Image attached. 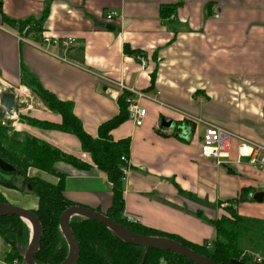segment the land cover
Returning a JSON list of instances; mask_svg holds the SVG:
<instances>
[{"label":"crops","instance_id":"crops-1","mask_svg":"<svg viewBox=\"0 0 264 264\" xmlns=\"http://www.w3.org/2000/svg\"><path fill=\"white\" fill-rule=\"evenodd\" d=\"M1 3L7 18L32 19L41 27L36 35L0 18V92L15 95L14 109L3 118H16L10 122L20 134L90 165L88 171L55 166L66 174L67 201L106 214L112 205L111 185L87 154L89 160L80 158L83 152L74 135L21 120L61 123L23 85L30 76L58 100L71 103L92 137L118 114L123 91L146 95L139 101L146 110L142 125L126 119L109 133L113 141H129L123 214L139 218L143 228L209 247L225 206L242 191H264V175L246 164L216 166L201 157L199 141L204 128L213 125L264 146V0ZM110 11L116 16L107 21ZM125 47L139 54H128ZM138 55L146 61L143 71ZM161 119L182 130L161 128ZM37 177L57 182L43 172ZM251 196L237 202V215L240 221L264 224V202H253Z\"/></svg>","mask_w":264,"mask_h":264},{"label":"trees","instance_id":"trees-1","mask_svg":"<svg viewBox=\"0 0 264 264\" xmlns=\"http://www.w3.org/2000/svg\"><path fill=\"white\" fill-rule=\"evenodd\" d=\"M169 11L170 9H166ZM0 18L2 23L20 30L28 27L36 35L41 32L39 24L32 19L17 21L7 18L2 13L0 0ZM128 54H137V51H128ZM139 54V53H138ZM32 93L39 98L43 105L51 112L61 117L60 124L27 120L30 126L46 130H56L74 135L80 142L81 151L88 155L92 164L104 173L111 185L112 205L110 210L103 214L128 230L151 237H166L181 243L196 253L206 256L216 264H232L236 256L244 258L249 264L250 256L242 255L243 250L237 246L238 231L235 227L241 218L235 207L238 201H245L247 196L255 191H242V195L228 203L224 211L228 217L221 216L215 221V237L207 247L203 242L200 246H193L167 235L141 227L139 224L128 223L123 218L122 180L121 169L126 166L122 160H128V140L113 141L110 136L112 129L127 119L124 102L128 92H122L117 99L119 112L116 116L102 123L97 130V136L87 134L80 121L72 112L69 102L58 100L54 94L42 87L33 76L23 81ZM1 122V121H0ZM0 159L11 165L15 173L0 171V187L14 189L23 193H31L37 197L35 209H30L39 219L42 235L39 248L34 256L36 264H60L67 256L68 246L58 227V218L67 206L73 204L63 196L66 174L55 166L63 164L76 170L88 171L90 165L79 159L63 153L29 135L8 131L0 123ZM28 170L43 172L57 179L55 184L39 179L37 176L27 175ZM252 200V199H251ZM0 202L7 203L0 192ZM69 226L79 246V256L76 264H193L180 255L155 249H146L127 244L116 238L104 225L88 220L81 216H74ZM29 227L18 217L13 215L0 216V237L6 245V251L0 258V264H24L18 248L26 249L30 239ZM237 261V260H236ZM245 264V263H241Z\"/></svg>","mask_w":264,"mask_h":264},{"label":"water","instance_id":"water-1","mask_svg":"<svg viewBox=\"0 0 264 264\" xmlns=\"http://www.w3.org/2000/svg\"><path fill=\"white\" fill-rule=\"evenodd\" d=\"M110 29V28H109ZM15 107V95L9 91L0 92V119L4 114H9ZM160 127L165 129L177 128L182 130V127H177L172 120L161 119ZM0 171L5 173H15L14 168L8 163L0 159ZM251 199L256 203L264 202V191H257L252 194ZM13 215L21 219L30 229V239L25 250L18 248L20 255L23 258L24 264H36L34 256L39 248L42 227L37 216L30 210L12 206L8 203L0 202V216ZM74 216H81L88 220L104 225L116 238L124 243L139 246L146 249H155L168 251L182 256L193 264H216L206 256L200 255L181 243L166 237H151L136 234L109 217L81 206H67L58 218V227L64 237L68 253L66 258L60 264H76L79 256V246L69 226V221ZM232 264H241L239 261L232 260Z\"/></svg>","mask_w":264,"mask_h":264},{"label":"built area","instance_id":"built-area-1","mask_svg":"<svg viewBox=\"0 0 264 264\" xmlns=\"http://www.w3.org/2000/svg\"><path fill=\"white\" fill-rule=\"evenodd\" d=\"M116 16L113 11L105 15L107 21ZM218 18V15H215ZM42 42L57 43L56 39L43 38ZM140 63V70L146 67V61L141 55L137 56ZM121 86V84H120ZM128 91L124 102L126 105L127 119L132 121L135 127H140L146 116V110L140 106V99L146 98L142 92ZM158 94V93H157ZM11 114V112H10ZM7 115V114H5ZM8 120L7 118H5ZM4 120L2 124H4ZM200 141V155L201 157L211 160L216 166H238L246 164L254 168L258 173L264 175V146L255 142L249 141L230 132H227L217 126L207 125L204 128ZM81 159L89 160L85 153L81 154ZM126 166L121 169L123 176H126L129 171L128 160L122 159ZM123 218L128 223H139V218L123 214ZM245 252L243 255H247ZM252 262L255 264H264V259L257 255H251Z\"/></svg>","mask_w":264,"mask_h":264},{"label":"rangeland","instance_id":"rangeland-1","mask_svg":"<svg viewBox=\"0 0 264 264\" xmlns=\"http://www.w3.org/2000/svg\"><path fill=\"white\" fill-rule=\"evenodd\" d=\"M4 116V115H3ZM4 119V124L1 123L2 126L8 127V131H16L15 126L12 125L10 121H16L17 119L13 120H6L5 118H1L0 121ZM21 119V118H20ZM23 122H27V119H21ZM9 121V122H8ZM8 122V123H7ZM197 132L196 134H200ZM27 175L30 176H38V172L35 170H28ZM0 192L2 193L5 201L12 206L22 207L25 209H35L37 204V197L31 193H23L18 190L14 189H6L0 187ZM236 211V209H235ZM229 213V212H228ZM228 213H226L225 217H228ZM238 231L239 235L237 238V246L239 249H246L245 252L248 253V256L257 255L260 258L264 259V224H259L253 219L243 218L242 221H239L238 225L235 227ZM6 245L0 237V258L5 253ZM244 252V253H245ZM242 253V255L244 254ZM235 260L239 261L240 263L249 264L246 259L236 256ZM161 264H164L162 261Z\"/></svg>","mask_w":264,"mask_h":264},{"label":"flooded vegetation","instance_id":"flooded-vegetation-1","mask_svg":"<svg viewBox=\"0 0 264 264\" xmlns=\"http://www.w3.org/2000/svg\"><path fill=\"white\" fill-rule=\"evenodd\" d=\"M1 120V119H0Z\"/></svg>","mask_w":264,"mask_h":264}]
</instances>
